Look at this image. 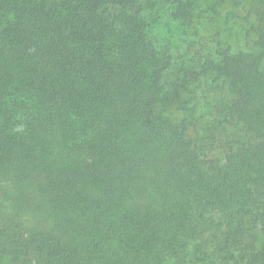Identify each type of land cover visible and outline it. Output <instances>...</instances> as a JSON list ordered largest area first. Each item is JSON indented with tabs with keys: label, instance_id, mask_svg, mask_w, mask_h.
<instances>
[{
	"label": "trees",
	"instance_id": "obj_1",
	"mask_svg": "<svg viewBox=\"0 0 264 264\" xmlns=\"http://www.w3.org/2000/svg\"><path fill=\"white\" fill-rule=\"evenodd\" d=\"M203 3L0 0V264H264V4L179 58Z\"/></svg>",
	"mask_w": 264,
	"mask_h": 264
},
{
	"label": "rangeland",
	"instance_id": "obj_2",
	"mask_svg": "<svg viewBox=\"0 0 264 264\" xmlns=\"http://www.w3.org/2000/svg\"><path fill=\"white\" fill-rule=\"evenodd\" d=\"M207 2V6L203 3L202 8L207 10L199 16V23L193 21L192 25L184 27H167L172 34L169 46L177 57L180 58L178 55L187 46H190V50L187 49L189 55L195 52L199 58H204L208 50L217 49L227 42L233 45L241 43L242 35L250 31L251 23L255 20L253 9L264 4V0H242L238 6L232 7L233 4L229 2ZM174 29L176 30L173 31ZM159 31L163 36V29ZM182 37L187 38L186 43L182 42ZM200 41L203 43H199Z\"/></svg>",
	"mask_w": 264,
	"mask_h": 264
}]
</instances>
